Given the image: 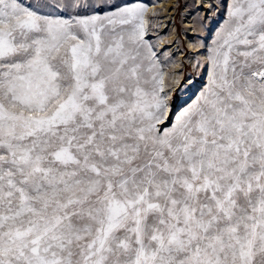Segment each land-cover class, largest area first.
I'll use <instances>...</instances> for the list:
<instances>
[{"label": "snow or ice", "instance_id": "1", "mask_svg": "<svg viewBox=\"0 0 264 264\" xmlns=\"http://www.w3.org/2000/svg\"><path fill=\"white\" fill-rule=\"evenodd\" d=\"M201 6L176 110L144 5L0 0V264H264V0Z\"/></svg>", "mask_w": 264, "mask_h": 264}, {"label": "rangeland", "instance_id": "2", "mask_svg": "<svg viewBox=\"0 0 264 264\" xmlns=\"http://www.w3.org/2000/svg\"><path fill=\"white\" fill-rule=\"evenodd\" d=\"M110 2L119 6L142 4L148 7L144 13L145 40L157 53L162 72L164 74L166 72L167 75L176 72L184 79V87L176 93L179 97L176 110L184 101L190 102V98L194 99L205 83L207 75L206 70L196 68L195 64L197 60L202 61L203 56L207 54V46L211 45L215 31L223 21L224 7L218 6L209 12L206 7L198 8L196 0H110ZM212 4L220 5L221 0H212ZM186 23H194L195 26H188ZM194 27L196 28L194 33H189ZM188 38L195 47L189 45ZM173 40L176 45L171 50L173 45L169 43ZM202 44L204 47H201ZM167 75L165 74L166 81Z\"/></svg>", "mask_w": 264, "mask_h": 264}, {"label": "bare ground", "instance_id": "3", "mask_svg": "<svg viewBox=\"0 0 264 264\" xmlns=\"http://www.w3.org/2000/svg\"><path fill=\"white\" fill-rule=\"evenodd\" d=\"M25 2H30V0H25ZM208 2H211L212 3V0H204V3L205 4H207ZM196 6L198 7V8H200V7H202L201 6V4H202V0H196ZM165 5V2H163V4H162V6H164ZM145 6V5H144ZM158 7V6H160V5H152V7ZM148 7L146 6V9H147ZM166 8V7H165ZM172 12H174L173 10H172ZM188 15H190V13L188 14ZM191 16V15H190ZM166 19V18H165ZM170 19L172 20V16H170ZM186 25H188V26H191V25H193V26H195V24L194 23H192V24H188V23H186ZM193 29V28H192ZM195 27H194V29H193V31H191V32H189V33H194V31H195ZM174 37V35H172V37L171 38H173ZM187 41H188V43H189V45H192V42L189 40V38L187 39ZM159 43H161V41H159ZM175 43V40H173L171 43H169L170 45H173V47L171 48V50H173V48H175V45L176 44H174ZM169 44H167V45H169ZM193 47H195L194 45H192ZM160 47H162V46H160ZM193 49V48H192ZM196 50V49H195ZM193 51V50H192ZM175 67L177 66V64H173ZM165 74L167 75V73L165 72Z\"/></svg>", "mask_w": 264, "mask_h": 264}]
</instances>
